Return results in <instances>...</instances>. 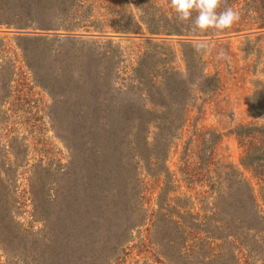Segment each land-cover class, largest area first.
I'll return each mask as SVG.
<instances>
[{
    "label": "rangeland",
    "instance_id": "1",
    "mask_svg": "<svg viewBox=\"0 0 264 264\" xmlns=\"http://www.w3.org/2000/svg\"><path fill=\"white\" fill-rule=\"evenodd\" d=\"M61 1L68 7L76 3L75 9L70 8L67 16L70 22L76 20L85 26L77 27L76 32L71 34L69 32L70 37L89 43L82 45L83 48L81 44H71L79 46L73 55L71 53L69 60L73 76L54 88L52 93L37 83L17 44V38L29 32L15 33L21 29L0 28L1 189L10 206L9 210H13L20 226L28 235L33 234L41 239V244L46 242L48 236L44 223L33 216L30 189L37 191L34 179L41 174V166L51 167V173H54L64 170L68 164L71 151L64 144L62 135L67 136L71 126H79L77 129L88 126L85 118L80 116L85 108L83 70L89 59L87 49L102 50L114 46L115 51H118L115 66L119 76L126 78L121 82H126L131 67L136 65L143 52L149 50L154 42L171 51L172 71L183 80L187 90L182 118L171 131L173 134L165 160L171 182H165L163 177L150 178L141 168V177L146 185L139 189L142 198L138 193L133 194L134 210L130 208L129 213L133 214V218L136 216L135 222L139 223L129 235L118 242L112 240L107 245L99 237L90 241L85 240V235L78 237L68 243L64 250L60 246L61 251L58 253L56 250L52 254V263L168 264L161 254V242L166 239V235L160 227L169 219L166 215H152L157 209L156 202L166 196H180L185 198V204L188 203L187 206L193 212H207L210 198L204 195L228 191L227 185L233 177L226 178L234 172L251 184L259 213L263 216L259 229L251 231L249 238L259 239V242H249L245 248L237 247L235 251L240 256L241 264H249L264 257V157L258 163L260 166H254L253 161L248 163L252 165L240 163L245 151L252 147L258 146L259 152L264 153V135L253 131L256 126L264 127V0H227V6L238 11L240 19L222 32L209 30V35L200 37L167 35L154 38L147 32L140 7L148 11L146 16L149 22L158 23L163 21L161 14L167 11L169 0ZM152 2L153 5L148 6ZM60 6L62 3L55 0V18L63 24L62 20L59 21L61 15L57 11ZM185 25L189 28V34L199 32ZM127 28L135 32H123ZM88 30L100 32L85 35ZM57 32H63L59 34L61 39L66 38V31ZM200 41H208L215 48L211 53H197L194 45ZM90 43L95 45L89 46ZM219 49L226 52L227 60L216 58ZM156 64L159 65L160 60L148 58L146 65L152 70L149 75L157 74ZM62 69L58 67L56 72L61 74ZM64 70L67 71L65 67ZM38 76L44 78L42 74ZM155 81L158 78L155 77ZM121 82L118 80L117 85ZM144 87H147V83ZM128 94L135 100L140 97L134 88ZM55 111L56 120L53 117ZM240 127L243 129L239 131ZM155 131L150 126L149 139H152ZM75 136L78 142H83V132L77 131ZM54 179L55 176L51 174L46 176L43 186L45 191L54 190L51 184ZM140 200L145 208L144 215H135L141 213L135 210ZM166 209L163 212H176L170 207ZM82 229L85 232V221ZM6 250L10 253L0 247V264H22L15 249L8 247ZM221 259L225 260V257Z\"/></svg>",
    "mask_w": 264,
    "mask_h": 264
},
{
    "label": "trees",
    "instance_id": "2",
    "mask_svg": "<svg viewBox=\"0 0 264 264\" xmlns=\"http://www.w3.org/2000/svg\"><path fill=\"white\" fill-rule=\"evenodd\" d=\"M59 1L62 6L57 11L61 15L59 21L62 20L63 24L55 18V0H0V28L29 31L17 38V44L35 80L49 93L73 76L69 60L79 46L71 44H81L83 48L82 45L89 43L69 35V32H76L77 27H85L76 20L70 22L67 16L76 3L68 7ZM167 4V11L161 14L163 21L158 23L149 22L146 16L148 11L140 7L143 23L151 37L209 35L200 31L189 34L188 26L176 20L170 3ZM151 5L153 2L148 6ZM58 30L67 32L65 39L59 37L63 32L59 33ZM98 32L88 30L85 35H96ZM123 32L135 31L127 28ZM94 45L90 43L89 46ZM87 56L88 63H85L83 70L85 108L80 116L85 118L88 126H80V129H77L79 126H71L69 134L62 135L64 144L71 151L68 164L64 170L54 173H51V167L41 166V174L34 179L37 191L30 189L33 216L43 221L48 236L46 242L41 244V239L33 234L28 235L15 219L2 192L3 179L0 176V247L6 253H10L6 250L8 247L15 249L22 264H53L52 254L56 250L59 253L60 246L64 250L68 243L84 235L86 241L99 237L105 245L112 240L118 242L139 223L135 222L136 216L133 218L129 210L133 208V194L138 193L142 198L139 189L146 185L140 169L143 168L150 178L163 177L165 182H171L165 160L173 134L171 131L182 118L183 101L187 95L183 80L177 77L170 66L171 51L153 42L152 47L143 52L136 65L131 67L126 82H121L126 78L119 76L115 66L118 51H115L114 46L102 50L90 47ZM183 56L186 59L184 52ZM148 58L160 60L155 68L157 74L149 75L152 70L146 65ZM58 67L63 68V73L56 72ZM40 74L44 78L41 76L40 79ZM155 77L158 81H155ZM118 80L121 82L119 85ZM132 88L138 90V100L129 96L128 92ZM56 113L53 112L55 120ZM150 126L156 130L152 139L148 136ZM241 129L243 127L239 131ZM77 131L83 132L82 143L77 141ZM253 131L264 135V127L256 126ZM257 148L255 146L246 150L240 163L252 165L248 163L253 161L254 166H260L258 163H261L264 153ZM237 173L226 178L233 177L227 185L228 191L204 195L210 198L207 212H193L187 206L189 204H185V198L180 196L159 198L157 209L152 215H166L169 219L160 227L166 235V239L161 242V254L165 262L241 264L235 249L245 248L252 241L259 242V239L249 238L251 231L259 229L263 216L259 213L251 184ZM50 174L55 176L51 181L54 190L45 191L43 186L46 176ZM166 207L176 212H163L167 210ZM135 210L141 211L135 215H144L142 200L140 204L138 201ZM84 221L85 232L82 229ZM255 260L249 264H264L263 256Z\"/></svg>",
    "mask_w": 264,
    "mask_h": 264
},
{
    "label": "clouds",
    "instance_id": "3",
    "mask_svg": "<svg viewBox=\"0 0 264 264\" xmlns=\"http://www.w3.org/2000/svg\"><path fill=\"white\" fill-rule=\"evenodd\" d=\"M169 3L179 23L188 24L200 32H222L230 29L240 19V13L227 6V0H169ZM214 48L215 45L208 41H200L194 45L197 53H211ZM216 58L228 59L223 49H219Z\"/></svg>",
    "mask_w": 264,
    "mask_h": 264
},
{
    "label": "water",
    "instance_id": "4",
    "mask_svg": "<svg viewBox=\"0 0 264 264\" xmlns=\"http://www.w3.org/2000/svg\"><path fill=\"white\" fill-rule=\"evenodd\" d=\"M29 31H25V30H16L15 33H27Z\"/></svg>",
    "mask_w": 264,
    "mask_h": 264
}]
</instances>
